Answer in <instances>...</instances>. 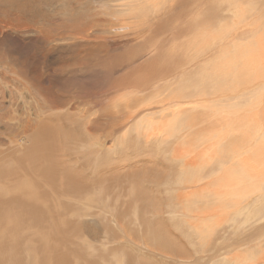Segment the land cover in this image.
Wrapping results in <instances>:
<instances>
[{"label":"rangeland","instance_id":"rangeland-1","mask_svg":"<svg viewBox=\"0 0 264 264\" xmlns=\"http://www.w3.org/2000/svg\"><path fill=\"white\" fill-rule=\"evenodd\" d=\"M69 1L77 10H80L78 6L85 4L90 5V10L97 8L92 0H89L90 3H85L87 0ZM204 1L187 0V4L182 5L180 0H153L156 7L152 5L131 14H97V18L109 26L107 37L116 21L123 24L130 22L129 26L126 24L130 31L119 29L121 33L114 39L115 44L109 41L108 47L102 46V43L91 47L93 54L103 50L110 57L124 55V61L118 59L120 68L114 71L111 78L132 76L133 82L125 86L112 87L111 78L108 79L109 74L105 73L112 68L99 69L90 64V57H94L92 53L74 54L68 48L62 52L58 49L61 53L52 52L42 38L35 42L32 34L21 36L19 31L11 28L4 31L12 39L20 38L23 46L9 39L0 44V187L3 186L2 190L0 188V264H200L201 261L204 264H226L228 260L231 264H264V196L260 193L264 192V177H258L257 180L260 183L263 181L261 189H249L248 183L252 184L253 179L248 180L250 175H245L253 171L255 163L251 156L248 158V154L257 140L240 143L247 128L239 129L238 126L231 128L235 130L230 131V134L234 132L233 138L222 136L226 120L222 117L230 109L232 114L242 108L244 113H249L253 107L249 103L251 98L256 97L261 90L251 93L253 91L245 90L248 87L239 81L230 85L233 91L248 92L237 96V101H233L236 103L228 101L226 98L230 94L219 95L220 91L226 92L218 88L230 81L222 75L221 66L214 64L213 56L210 62L196 61L203 55L197 52L199 37L205 32V26L211 29L208 20L212 16L217 13L222 17H216L218 25L235 29L238 22H242V26L248 24V12L246 16L238 17L231 11L222 10L224 5L221 4L218 9L210 8V5L214 6L213 0L202 8ZM131 2L136 1L105 0L103 10L113 12L117 8L115 6ZM50 11L55 12L54 8ZM176 13L181 14L177 17ZM103 15L108 21L102 20ZM209 15L211 17L208 18ZM237 17L242 19L236 21ZM201 25H205V30ZM182 31L185 32L184 36H181ZM245 35L237 41L243 47L248 41ZM115 45H118L115 49L111 48ZM68 65V71L63 72V67ZM151 65L157 67L162 75L170 72L171 68L173 78L165 82L158 81L143 91L136 90L142 85L136 73L146 67L149 70ZM187 82L189 87L184 90ZM162 83L171 84V87L157 98L148 95ZM20 85L23 86L22 90ZM210 85L213 86L211 91L207 88L201 92V88ZM121 89L122 92L117 91ZM221 98L224 106L220 105ZM123 99L132 100L131 111L114 106ZM232 106L237 107L236 111ZM210 107L214 110H210ZM201 108L202 112L211 111L209 115L212 117L197 112ZM126 110L130 112L125 113ZM243 111L237 115L245 117ZM181 112L183 115L178 116ZM184 113L192 116L193 119L188 116V119L193 120L192 126L188 120H179V117L184 118ZM215 113L223 120V125L215 126L216 122L219 123L216 121L218 117L213 116ZM237 115L235 117L238 118ZM174 116L178 117V121ZM161 118H167L168 121ZM196 119L199 122H194ZM160 121L165 125L164 129L167 128L166 133ZM187 122L190 126L186 127ZM46 125L51 131L45 130ZM153 127H159L157 132L155 129V133L152 132ZM182 128L183 131L177 130ZM172 131L177 134L175 137ZM68 134L73 136L68 138ZM160 136H163V141ZM229 137L232 140L228 139V143L237 142L243 149L230 153L232 156L228 155L222 161L220 158L209 159L205 163L204 160L200 176L195 179L196 184L192 188L190 182H180L182 164L171 159L176 148L182 151L196 149L204 157L203 152L209 143L218 147L226 146ZM156 144H159L158 147ZM217 152L226 156L225 151ZM240 152L243 155H239ZM243 157L245 161L248 158L246 163L241 160ZM185 159L189 160L190 157L185 155ZM237 160L238 163L243 161L239 168L247 169L245 173L237 171ZM223 170L228 171L225 173ZM221 174L235 178L234 192L227 197V201L228 198H234L233 195L235 199L232 198L229 203L226 201V204L215 203V199H212V190L224 182ZM237 179H240L238 183ZM66 184H69V188ZM27 185L34 195H28ZM23 186L26 188L23 189ZM178 193L190 196V203L180 207L179 204L166 201V197L172 198ZM197 196L198 201H195ZM151 203L153 207L147 206ZM234 209L237 211L234 212ZM218 217L224 218H220L223 221ZM168 239L170 244L164 245ZM173 255H176V259ZM199 255L203 258L200 259Z\"/></svg>","mask_w":264,"mask_h":264},{"label":"bare ground","instance_id":"bare-ground-1","mask_svg":"<svg viewBox=\"0 0 264 264\" xmlns=\"http://www.w3.org/2000/svg\"><path fill=\"white\" fill-rule=\"evenodd\" d=\"M78 1V0H77ZM81 1V0H80ZM79 1V3H80ZM105 0H92V2H94V4L97 6V8L93 7L91 10H90V5H87L85 4V6H78L80 10H77L76 6H74L69 0H0V32H2L0 34V44L2 43V41H5V39H9L13 42H16L17 43H20L19 45L21 46L22 45V41L19 39H12L10 38V34L9 33H5L4 34V31L6 29H16L17 31H19L20 35L23 36V35H27L29 34L28 36H30V34L34 35V40L35 42H39V39L42 38L43 40H45L48 44H49V48L48 50H51L52 52H62L65 48H68V50L71 52V53H77V54H81L84 52L87 53V54H90L92 53V48L91 47H97L99 46L101 43H102V46L104 47H108V43L109 41L110 42H113L115 38L119 37V33L120 30L119 29H122V28H125L127 31H130L129 30V25L130 22H126V24L128 26H126V24L124 23H121L120 21H116L114 23V29L113 31L110 33V35L107 37V34L109 33V30H108V27L107 24L105 22H102L100 21L101 19H98L97 18V14L98 15H102L103 14H108V15H114V14H120V13H127V14H131L132 12L134 11H141V10H145L146 8L148 7H152V5L154 7H156L155 5H157L155 2H153V0H135L136 2H131V3H123V4H119L113 8H115L113 10V12H105V10H103V7L105 6V3H104ZM109 1V0H108ZM111 1V0H110ZM219 1H221L222 3H219ZM73 2V1H72ZM89 2V0L85 1V3ZM124 2V1H122ZM127 2V1H126ZM203 2V1H202ZM75 3V2H74ZM90 3V2H89ZM88 3V4H89ZM180 3L182 5H186L187 4V0H180ZM200 3V2H199ZM212 3V2H211ZM113 4V3H112ZM173 4V2H172ZM198 4V3H197ZM224 5L222 8V10H228L229 12L231 11L233 14H237L238 17L239 15L240 16H246L245 14L248 12V24L243 25L242 26V22H238L239 24H241L240 26H238L239 24H237V27L235 29H231L230 26L228 27L227 26V29L222 26L223 24L221 25H218L219 23H217L216 21V17H220L218 16V14L216 13L214 16H212L211 19L208 20V25H210L209 27L211 29H208L207 27L208 26H205V25H201L202 26V29L204 28L205 30V27H206V30L205 32H202L203 34L200 35V39H199V45H198V49H197V52L198 54H203L201 56H199L198 60H196L197 62L199 63H203V61H208L210 62V58L211 56H213V61L214 64H219L222 68V75L225 77V78H228L230 79V81H228L225 85L221 86L220 88H218V90H225L226 93H221L220 91V96L222 95H225V94H230L229 96H227V100L228 101H237L235 100V98H238L237 96H240L241 94L244 95L245 93H247L248 91H253V90H261L259 92L261 93H257L256 97H253L251 98V102H249V98H248V102L251 103L253 105L252 109L250 108V112L249 113H244V109L242 107H238V108H242L241 110H239V112L241 113L243 111V115H245L246 119H243L245 118L244 116H242V114L240 115H237L239 114L238 111H236L234 108V106H232L234 108V111L233 113L235 115L238 116L235 117L234 114L230 113L231 112V109L229 111V113L227 115H224V114H221V115H224L222 117V119H226L224 121V125L221 123L223 120H221V118H219L218 116H216V113L213 115V116H216L219 118L216 119V121H219L216 122L215 126L220 125L222 124L224 126V129L222 130V133H224L222 136H232L233 138V131H232V134H230V131L231 130H234V129H231V128H234L235 126H238L239 129L240 127L242 129H245L247 128V131H244L243 134H242V141L240 143H244V141H248L251 140L256 142L257 140V144L254 145L253 143V147L251 149V153L248 154V158H250L249 156H251V159L253 160H250V162H254L255 165L252 167L253 171H250L251 173L250 174H246L245 175H250V177L248 178V180H252V184L251 183H248V188L249 189H261L262 187V183L264 181H262V183L258 182L257 180H259L258 177H264V0H213V4L214 5L213 7H211L210 5V0H206L204 1L203 5H202V8L204 5H210L209 7L210 8H216L218 9L219 5ZM80 5V4H79ZM170 5V3L168 4ZM167 5V6H168ZM175 5V4H174ZM177 6V5H175ZM201 6V4H200ZM165 7V6H164ZM205 7V6H204ZM207 7V6H206ZM54 8L55 12H51L50 10H52ZM178 8V7H177ZM168 9H169V6H168ZM172 10V8L170 9ZM164 12V11H163ZM209 13V12H208ZM61 14V16L59 15ZM63 14V16H62ZM177 14V13H176ZM175 14V15H176ZM181 14V13H180ZM180 14H177V17L178 15ZM207 14V13H205ZM212 14V13H211ZM151 15V14H150ZM104 16V15H103ZM145 16V15H144ZM152 16V15H151ZM185 16V15H184ZM183 16V17H184ZM230 16V15H229ZM141 17V16H140ZM180 17V16H179ZM211 17V15L208 16V18ZM232 19H233V16H231ZM237 17V18H238ZM144 18V17H143ZM153 18V17H152ZM222 17H220L219 19H221ZM228 18V17H227ZM226 18V19H227ZM154 19V18H153ZM182 19V18H181ZM239 19H242L241 17L238 18L236 21H238ZM102 20H107L108 19L106 18V16H104V18ZM183 20V19H182ZM223 20V19H222ZM145 21V20H144ZM148 21V20H147ZM152 21V20H150ZM235 21V20H233ZM246 21V22H247ZM186 22V21H185ZM205 22V21H204ZM207 22V21H206ZM227 23V22H226ZM160 24V23H159ZM189 24V23H187ZM115 25H119L120 27H117ZM142 25V24H141ZM144 25V24H143ZM207 25V24H206ZM248 25V26H247ZM131 26V25H130ZM187 26V25H186ZM189 26V25H188ZM205 26V27H204ZM143 29V28H142ZM157 29V28H156ZM188 29V28H187ZM201 29V28H200ZM199 29V30H200ZM15 30V31H16ZM100 30V31H98ZM203 30V31H204ZM12 31V30H11ZM140 31V30H139ZM161 31V30H160ZM186 31V30H185ZM201 31V30H200ZM230 31L229 34H227L228 32ZM7 32V31H6ZM159 32V30H158ZM183 32V31H182ZM18 33V32H17ZM246 33H248L247 35H245ZM155 34V33H153ZM159 33L156 34V36H158ZM185 32H183V34L181 36H184ZM31 35V36H32ZM130 35V34H129ZM151 35V34H149ZM243 35L247 36L248 37V41H246V44L243 46H241L239 44V42L237 43V41H240V38L243 37ZM145 36V35H144ZM155 36V35H154ZM153 36V37H154ZM155 36V37H156ZM160 36V35H159ZM244 36V37H245ZM27 37V36H26ZM26 37H23V38H26ZM147 37V36H146ZM153 39V38H152ZM242 39V38H241ZM27 40V39H26ZM42 40V42H43ZM150 40H151V37H150ZM72 41V43H71ZM9 42V41H8ZM147 42V41H146ZM114 43V42H113ZM241 43V42H240ZM11 45V43H9ZM13 44V43H12ZM115 44V43H114ZM162 44V43H160ZM162 49V45H160ZM27 45V44H26ZM113 45V44H112ZM14 46V45H13ZM23 46V45H22ZM101 46V47H102ZM111 46V44H110ZM118 45H115V46H112L111 48L115 49ZM31 47V46H29ZM103 47V48H104ZM180 47V46H179ZM182 47V46H181ZM1 48V47H0ZM153 48V47H152ZM183 48V47H182ZM193 48V47H191ZM3 49V48H2ZM60 49V51L58 50ZM97 49V48H96ZM159 49V50H160ZM1 50V49H0ZM30 50V49H29ZM95 51V50H94ZM103 51V50H102ZM102 51H96L94 52V54L92 53V56H94L93 58L90 57V61L89 63L98 67L99 69H102L104 67H110L112 69H109L107 71H105V73H108L109 76H108V79L111 78V76H113V74L115 73L114 71H118L119 68H120V63L118 62V59H123L124 61V58L123 56L124 55H118V56H115V57H110L108 56L105 52H102ZM161 51V50H160ZM185 51V50H184ZM188 51V50H187ZM60 52V53H61ZM186 57V56H185ZM155 59V58H154ZM111 60H115L117 62H114V61H111ZM157 61V60H156ZM76 63V62H75ZM113 63H116V64H113ZM179 63V62H178ZM177 63V65H178ZM184 63V62H183ZM206 63V62H205ZM151 64V63H150ZM159 64V63H158ZM181 66H182V63H180ZM179 64V65H180ZM207 64V63H206ZM167 65V64H165ZM168 66H171V64H169ZM180 66V67H181ZM210 66V65H209ZM23 67V66H22ZM50 67V66H49ZM172 68H174L173 66H171ZM201 67V66H199ZM208 67V66H207ZM70 68V65L66 66V67H63V72L66 73V71H68V69ZM140 68V67H139ZM147 68V67H146ZM142 69L139 73H136L137 77H138V80L142 83L141 87L136 89V90H140V91H143V90H146V89H149L150 87H152L153 85L156 84V82L158 81H161V82H165L167 80L170 79V77L173 78L172 76V72L169 68V71L170 72H167L165 75L162 73L160 74V70L158 71V68L155 67L154 65H151L149 66V70L148 69ZM166 68V67H165ZM176 68V67H175ZM160 69V68H159ZM168 69V68H166ZM208 69V68H207ZM177 70V68L175 69ZM98 71V70H97ZM162 71V70H161ZM178 71V70H177ZM180 71V70H179ZM202 72V70H201ZM68 73V72H67ZM204 73V72H203ZM135 74V72H134ZM175 74V72H174ZM204 76V75H203ZM206 76V75H205ZM196 78V77H195ZM198 78V77H197ZM206 78V77H205ZM179 80V79H178ZM215 81V80H213ZM239 81H241V83H244V87H248L247 89L244 88L245 90H248L247 92H243V91H238L237 92H234L233 89L230 87V85H233V84H236L238 83ZM12 82V81H11ZM14 82V80H13ZM133 82V78L132 76H130L129 78H127V76H122V77H119V78H116V77H112L111 78V84H112V87H118V86H125V85H128V84H131ZM22 83V82H20ZM159 83V82H158ZM248 86H247V84ZM16 85V83H15ZM19 85V83H18ZM215 85V84H214ZM13 86V85H12ZM157 86V85H156ZM15 87V86H13ZM21 87V85H20ZM171 87V84H168V83H162V84H159L157 86V89L153 92H151L150 94L148 95H153L157 97H159L163 92L167 91L169 88ZM187 87H189L188 85V82L185 84L184 86V90H187ZM213 86H207L206 88H201V92H205V90H209L210 88V91H211V88ZM237 87V86H236ZM242 87V86H240ZM16 88V87H15ZM23 86L21 87V90H22ZM19 89V87H18ZM238 89V88H236ZM200 90V89H199ZM204 90V91H203ZM228 92H227V91ZM231 90V92H229ZM242 90V89H241ZM20 91V89H19ZM119 92H122V89L121 90H117ZM217 91V89H216ZM233 91V92H232ZM15 92V91H14ZM23 92V91H22ZM243 92V93H242ZM21 93V92H20ZM213 93V92H212ZM211 93V94H212ZM251 93H255L254 91L251 92ZM201 94V93H199ZM209 94V95H211ZM215 94V91L214 93ZM217 94H218V91H217ZM249 94V93H248ZM16 95V94H15ZM23 95V94H22ZM21 95V96H22ZM28 95V94H27ZM79 95V94H78ZM147 95V96H148ZM204 95V94H203ZM20 96V97H21ZM77 96V95H76ZM146 96V97H147ZM251 96V95H250ZM17 97V96H16ZM24 97V96H23ZM143 98V99H146ZM149 97V96H148ZM203 97V96H202ZM206 97V96H205ZM245 97V96H244ZM243 97V100L245 99ZM247 94H246V98H247ZM82 98V97H81ZM209 98V97H208ZM206 98L207 100H211V99H208ZM149 99V98H147ZM153 99V98H152ZM205 99V98H203ZM219 99V98H218ZM234 99V100H233ZM240 99V98H239ZM242 99V98H241ZM150 100V99H149ZM201 100V98H200ZM222 100V101H221ZM220 100V103H224L223 102V99L221 98ZM205 101V100H204ZM203 101V102H204ZM132 100H127V99H123L120 104H116L114 106L116 107H120L122 106L124 109H130V111L133 109V104L131 103ZM142 102V101H141ZM207 102V101H206ZM212 102V101H211ZM219 102V101H217ZM245 102V101H244ZM202 103V102H201ZM210 103V102H208ZM220 104L222 106H224L223 104ZM233 103H236V102H233ZM247 104V102H245ZM248 103V104H249ZM211 104V103H210ZM244 104V103H243ZM219 105V104H217ZM216 105V106H217ZM203 106V105H202ZM236 106H239V105H236ZM250 106V105H248ZM247 106V107H248ZM204 107V106H203ZM207 107V105H206ZM92 108V107H91ZM94 108V107H93ZM213 108V107H212ZM217 108V107H216ZM232 108V110H233ZM210 110H214V109H211V107L209 108ZM248 109V108H247ZM117 110V109H116ZM209 110V111H210ZM218 109H216L217 111ZM87 111V110H86ZM128 110L125 111V113H128L130 112ZM196 111V110H195ZM194 111V112H195ZM202 112V108L201 110H198L197 112ZM205 111V110H203ZM219 111V114L221 113L220 110ZM223 111V110H222ZM226 111V110H225ZM84 112V111H83ZM90 112V111H89ZM176 112V111H175ZM180 111H178L179 113ZM211 112V111H210ZM208 111L206 112H202V113H206L207 115H209ZM213 112V111H212ZM88 113V112H87ZM22 114V113H21ZM80 114V113H79ZM185 115L183 116L184 118L182 117H179V120L180 118L188 120L190 122V125L192 124L191 121V118L192 116L191 115H188V113H184ZM211 114V113H210ZM213 114V113H212ZM232 114V115H231ZM123 115V114H122ZM176 115V114H175ZM179 115H183L182 112ZM198 114L195 113V116H197ZM200 115V114H199ZM221 115H219L221 117ZM23 116V115H22ZM73 116V115H72ZM120 116V115H119ZM126 114L124 116H121L120 117V120L123 119V117H125ZM188 116H191L190 119H188ZM194 116V117H195ZM203 116V115H202ZM212 117V115H209ZM243 117L242 119L240 117ZM65 117V116H63ZM80 117V116H79ZM131 117V115H130ZM152 117V116H151ZM177 118V121H178V117L177 116H174ZM173 117V118H174ZM215 117V118H216ZM20 118L23 120V117L20 116ZM85 118V117H84ZM172 118V120H173ZM207 118V117H205ZM205 118H202V119H205ZM64 119V118H63ZM80 119V118H79ZM83 119V118H81ZM154 120V118H152ZM151 119V120H152ZM162 120L165 119V121H168L167 118H161ZM160 119V120H161ZM193 119V118H192ZM195 119V118H194ZM197 119H200L201 121V118L200 116L198 117L197 116ZM196 119V121L194 122H197L198 120ZM211 119V118H210ZM209 119V120H210ZM25 120V119H24ZM150 120V119H149ZM157 120V118H156ZM207 120V119H205ZM208 120V121H209ZM213 120H214V117H213ZM211 119V121H213ZM221 120V121H220ZM238 120V123L237 121ZM26 121V120H25ZM148 121V120H147ZM155 121V120H154ZM215 121V120H214ZM213 121V122H214ZM236 121V122H234ZM241 121V123H240ZM245 121V122H244ZM247 121V122H246ZM52 122V121H51ZM153 122V121H152ZM157 122V121H156ZM171 122V120H170ZM182 122V121H181ZM189 122H187L186 124V127L187 126H190L189 125ZM199 122V121H198ZM145 123V121H144ZM154 123V122H153ZM160 124L161 121L159 122ZM183 123V122H182ZM185 123V122H184ZM158 125V123H156ZM154 124V125H156ZM180 124V123H179ZM246 124V125H245ZM143 125V124H142ZM147 125V123H146ZM170 126H173V124H168ZM167 125V127H168ZM221 125V127H223ZM48 125H46V128H47ZM53 127V125H51ZM57 126V125H56ZM140 125H138L139 127ZM144 126V125H143ZM161 126V125H160ZM163 126V127H162ZM161 128L164 129L165 125L162 124ZM181 126V125H180ZM192 126V125H191ZM233 126V127H232ZM146 127V126H145ZM144 127V128H145ZM151 127V126H150ZM174 127V126H173ZM245 127V128H243ZM2 128V127H1ZM59 128V127H58ZM119 128V127H118ZM141 128V127H140ZM149 128V126H148ZM147 128V129H148ZM172 128V127H171ZM190 128V127H189ZM54 129V128H53ZM139 129V128H138ZM151 129V128H149ZM155 127H153L152 130H154ZM159 129V127L156 130ZM167 130V128H165ZM164 129V132L166 133V130ZM169 129V128H168ZM173 129V128H172ZM170 129V130H172ZM47 130V132L51 131L49 130L48 131V128L45 129ZM140 130V129H139ZM151 130V131H152ZM155 130L152 131L153 133H155ZM162 130V129H161ZM169 130V131H170ZM178 131L179 130H182L183 131V128L182 129H177ZM61 131V130H60ZM148 131V130H147ZM168 131V133H169ZM187 131V130H185ZM235 131V130H234ZM70 131H68L69 133ZM173 132V131H172ZM42 133V132H41ZM84 133V132H83ZM151 132H147V134H150ZM162 133V132H161ZM167 133V134H168ZM175 132H173L174 134ZM180 133V132H179ZM21 134V133H20ZM61 134V133H60ZM64 132H62V136H63ZM76 134V133H75ZM160 134V133H158ZM185 134V133H184ZM41 135V134H40ZM67 134L65 133V136ZM71 135V134H70ZM70 135L68 134V138L70 137ZM82 135V134H81ZM89 135V134H88ZM166 135V134H164ZM170 135V134H169ZM177 134H174L172 136H176ZM181 135V134H180ZM64 136V137H65ZM73 136V135H71ZM139 137V134L137 135ZM144 136V135H143ZM155 136H157V134H155ZM170 136V138L172 137ZM221 136V137H222ZM82 137V136H80ZM79 137V138H80ZM142 137V136H141ZM161 137V136H160ZM163 137V136H162ZM161 137V140L163 141ZM166 138V136H164ZM155 138V137H154ZM169 138V137H167ZM232 138H227V141H226V146H222L220 145L219 147L217 145H212L211 143H209L207 145V148H206V151L203 152L204 154V157L203 155L201 154L200 156V153L196 152L194 150H187V151H182L181 148H176L175 149V153H174V157L172 156L171 159H174L176 161H179L180 164H182V170L180 172V182L182 183H186V182H190L191 185L190 187L192 188L196 183H195V179L197 177L200 176V167L202 166L203 164V161L205 160V163L209 160V159H218L220 158V160L222 161L223 158H227L228 155H230V153H234L236 150L239 151L243 148H240V144H237L236 143H232V141H230V143H228L229 140H232ZM67 139V138H66ZM78 139V138H76ZM142 139H145L146 142H148V140H146L145 137H143ZM185 139V137L183 138ZM203 141L205 139V141H207L206 138H202ZM222 139V138H221ZM224 139V138H223ZM226 139V138H225ZM229 139V140H228ZM40 141V140H39ZM222 141V140H221ZM225 141V140H224ZM44 142V141H43ZM152 142V141H151ZM156 142V141H155ZM154 142V143H155ZM67 143V142H66ZM94 143V142H93ZM174 143V142H173ZM222 143V142H221ZM239 143V142H238ZM248 143V142H247ZM37 144V143H36ZM151 144V143H150ZM153 144V142H152ZM170 144H171V140H170ZM168 144V145H170ZM250 144V145H252ZM89 146L90 145V142L88 144ZM94 145V144H93ZM157 147L159 144H156ZM240 145V146H239ZM194 146V145H193ZM193 146L191 148H193ZM244 146V144L242 145ZM248 146V144H247ZM246 146V147H247ZM246 147H244V149H246ZM249 147V146H248ZM247 147V149H248ZM61 148V147H59ZM196 148V147H195ZM202 148V147H201ZM219 150H222V151H225L226 152V156L225 155H222L221 156V153L220 152H217ZM249 150V149H248ZM243 152V151H242ZM240 152L237 153L239 155H243V153ZM248 153L250 151H247ZM194 153V154H193ZM236 153V152H235ZM245 153V151H244ZM184 154V155H183ZM236 154V155H237ZM185 155H187V157L190 159L187 160L185 159ZM238 155V156H239ZM221 156V157H220ZM232 156V155H230ZM234 156V155H233ZM235 157V156H234ZM241 157V156H240ZM170 158V157H169ZM225 158V159H226ZM238 158V157H236ZM247 158V157H246ZM248 158L245 160V157H243L241 160L244 161V163H246L248 161ZM242 161V162H243ZM227 162V160H226ZM231 162H234L231 161ZM242 162L241 163H238V160L236 161V166H238L239 168V164L242 165ZM228 163V162H227ZM226 163V164H227ZM229 164V163H228ZM235 164V163H234ZM233 164V165H234ZM248 164V163H247ZM252 165V163H250ZM248 164V165H250ZM248 165H245V166H248ZM48 166V165H47ZM235 166V165H234ZM228 167V166H227ZM226 167V168H227ZM230 167V165H229ZM232 167V166H231ZM230 167V168H231ZM238 168H234L235 170H237ZM244 168V167H243ZM248 168V167H247ZM250 168V167H249ZM228 169V168H227ZM245 169V168H244ZM230 170V169H229ZM247 169L243 170L242 167L239 168V170H237L238 172L240 173H245L244 171H246ZM224 171V170H223ZM228 171V170H227ZM227 171H224L225 173ZM232 171V170H231ZM236 171V172H237ZM174 175V174H173ZM199 175V176H198ZM222 175V174H221ZM225 175V174H224ZM222 175V178L223 179V183L220 182V187L222 186L221 184H223L222 188L224 189L223 190V193L221 192V190L219 189L220 187H215L212 191V194H214L212 197V199L215 201V203H225L227 201V197L234 192V189L233 188V181H235V178H232L230 177V175H226L224 176ZM237 176V175H236ZM174 177V176H173ZM176 178V177H175ZM73 179V178H72ZM178 179V178H177ZM166 180V179H164ZM240 181V179H237V183ZM243 179H241V182H242ZM262 180V179H260ZM161 182V181H160ZM236 183V184H237ZM26 184H30L29 182ZM25 184V185H26ZM70 184L72 185L73 184V181L70 182ZM218 184V185H219ZM235 184V185H236ZM239 185V184H238ZM29 185H27V191H28V195H34L32 194V192L30 193V191L28 190V187ZM31 186V185H30ZM65 186H68L69 188V184L65 185ZM2 187L1 186V190H2ZM26 187L23 186V189H25ZM67 188V187H66ZM65 188V189H66ZM238 188V187H237ZM264 189V187H262ZM0 190V191H1ZM22 190V189H21ZM5 191V189H4ZM23 191V190H22ZM25 191V190H24ZM236 191V190H235ZM256 191V190H255ZM26 192V191H25ZM211 193V192H210ZM224 193H226L227 195H223ZM259 193V192H258ZM261 195L264 196V192L262 193L260 191ZM259 193V194H260ZM137 195L140 194V193H136ZM135 194V195H136ZM143 195V194H142ZM232 196V195H231ZM235 199V195H233ZM261 196V197H262ZM198 197L197 196L195 198V201H198ZM258 197H260V195H258ZM232 198H228V203L232 201ZM147 199V198H146ZM34 200V199H33ZM144 200V199H143ZM231 200V201H229ZM146 201V200H145ZM166 201L170 202V203H173L175 205L179 204L180 207L182 206H185V204L187 203H190L191 201V197L190 196H184L182 195L181 193H178L176 194L175 196H173L172 198L171 197H166ZM144 202V201H143ZM226 202V203H227ZM165 203V202H164ZM225 203V204H226ZM148 204V203H147ZM149 207H153L152 203L150 205H147ZM156 207V205H154V208ZM171 207V206H170ZM38 208V207H36ZM37 210V209H36ZM232 210V209H231ZM236 209H234L233 211L235 212ZM240 210V209H238ZM209 211V210H207ZM214 210H212L213 212ZM237 211V210H236ZM176 212V211H175ZM232 212V211H231ZM230 212V214H231ZM234 212L232 214H234ZM231 214V215H232ZM223 216V215H222ZM161 217V216H160ZM231 217V216H230ZM219 218V217H218ZM222 218V217H220ZM219 218V219H220ZM224 219V218H222ZM221 220V219H220ZM217 221V220H216ZM223 221V220H221ZM225 221V220H224ZM227 221V220H226ZM225 221V222H226ZM154 223V222H153ZM212 223V222H211ZM213 224V223H212ZM224 224V223H222ZM220 224V225H222ZM194 225V224H192ZM211 225V224H209ZM214 226V224H213ZM216 226V224H215ZM223 226V225H222ZM221 227V226H220ZM215 230V229H214ZM211 231V229H210ZM212 233V232H211ZM195 236V235H194ZM260 237V236H259ZM264 240V239H263ZM172 242V241H171ZM173 243V242H172ZM219 243V242H218ZM164 245H168L170 244V240H166L164 243ZM220 245V244H219ZM222 246V245H220ZM219 246V247H220ZM224 246V245H223ZM255 248V247H254ZM210 249V248H209ZM222 249V248H221ZM218 250V249H216ZM215 250V251H216ZM223 250V249H222ZM221 250V251H222ZM188 251V250H187ZM214 251V250H213ZM173 253V252H172ZM193 253V252H192ZM187 254V253H186ZM223 254H224V251H223ZM226 254V252H225ZM174 256V255H173ZM179 256V254H178ZM182 256V255H181ZM179 256V257H181ZM187 257V256H186ZM214 257V256H213ZM224 257V256H223ZM225 257H228L227 255ZM263 257V256H262ZM174 258L176 259V255L174 256ZM173 258V259H174ZM188 258V257H187ZM191 258H193V255L191 256ZM199 258H200V255H199ZM203 258V257H202ZM200 258V259H202ZM217 258V257H216ZM230 259V257H228ZM264 258V257H263ZM174 259V261H176ZM182 259V258H180ZM206 259V257H205ZM184 260V258H183ZM188 260V259H187ZM204 260V259H203ZM223 260V259H222ZM227 260V259H226ZM225 260V261H226ZM193 262V260H191ZM224 261V260H223ZM262 261V260H261ZM173 262V261H172ZM186 262V260L184 261ZM188 262V261H187ZM203 263V261H201ZM206 262V261H205ZM231 264V262L228 260L226 261L225 263L226 264ZM190 263V261H189ZM200 263V264H202ZM191 264V263H190ZM204 264V263H203Z\"/></svg>","mask_w":264,"mask_h":264}]
</instances>
